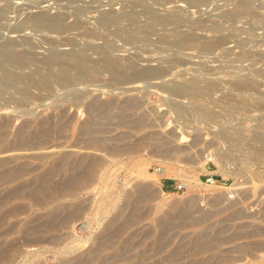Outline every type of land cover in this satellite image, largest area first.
<instances>
[{"label":"rangeland","instance_id":"1","mask_svg":"<svg viewBox=\"0 0 264 264\" xmlns=\"http://www.w3.org/2000/svg\"><path fill=\"white\" fill-rule=\"evenodd\" d=\"M0 9L7 11L0 42L15 41V51L32 50L37 60L23 73L42 67L55 49L97 61L99 49L110 47L139 67L165 65L168 85L196 79L201 88L216 87L169 98L156 89L160 79L156 86L122 85L102 72L69 89V101L56 84L50 95L31 89L28 99L8 102L0 109V123L10 121L0 128V264H264V150L257 137H264V0H0ZM150 12L170 19L155 22ZM39 13L61 16L70 28L12 29ZM103 13L121 16L120 26L136 39L100 25ZM183 34L193 41L177 49ZM240 79L251 85L240 88ZM93 102L111 104L108 113L96 117ZM173 104L185 111L178 116ZM92 120L95 137L115 152L73 146ZM211 153L221 155L218 163L207 160ZM63 156L68 163L51 174L54 185L72 184L80 161L102 164L90 185L37 203L36 177ZM183 175L199 182L188 187Z\"/></svg>","mask_w":264,"mask_h":264},{"label":"bare ground","instance_id":"2","mask_svg":"<svg viewBox=\"0 0 264 264\" xmlns=\"http://www.w3.org/2000/svg\"><path fill=\"white\" fill-rule=\"evenodd\" d=\"M74 2H76V1H74ZM243 6H244V4H243ZM6 12L7 11L5 9H0V18L4 17ZM150 13H152V19L155 22H159L161 24L168 23V21L170 19L169 17H165V16L160 17L158 15H155L156 13L153 14V12H150ZM127 18L130 21L134 22L133 15H129ZM121 19H122L121 16L116 15L114 13H103L100 16L98 23L102 26L108 25V24H111V25L114 24L115 26L117 25L118 30L121 31L122 35H124V38L127 40V42L128 41H134L136 39L135 33H133L132 31H129V29H131V28L127 29L125 27H121L120 26ZM26 26L41 28V29L47 30L49 32H62V31H66L70 28L64 24V18L61 16H48L44 13H39V14L35 15L34 17L30 18L29 20L22 22V23L16 25L15 27H12V29L18 30V29L24 28ZM77 26H79L78 23H75L72 25V27H77ZM145 34H146V31H144L143 35H145ZM192 35L193 34L181 35L179 38H177V40L174 41V46H176L177 49H182L183 47L188 46L193 41ZM15 45H16L15 41H12V40H4V41L0 42V109H2V110H3V107L5 108V106L7 105L8 102L10 103V101L12 104L14 101H18V102L20 101L21 102L23 99H26V98L28 99L30 94H31L30 93L31 89L38 90L39 92L45 91L46 93H48L50 95L49 92L53 89V86H55L57 84L60 87L61 91H63V94H65V96H66V93L69 89L70 90L75 89L76 85H78V84L81 86L80 83H83V85H86L84 83H87L89 85L92 81L93 76L100 75L102 72L109 73L110 74L109 76H111L115 81L119 82L122 85H125V84L127 85L129 83H134V82H140L139 84H137V83H134V84L141 85V83H142L141 81H145V82L151 81L152 82V80H153L152 83H154L155 79L156 80L160 79L161 83L160 84L158 83L159 85H157L156 89H158L160 91H164L165 93H167L169 98L173 97V96L179 97V98H184L186 96H189L190 98H195L197 96H200V95H203L206 93H210L213 90H215V88H216L214 83H207L204 88H201L198 85V81L196 79H192L188 82L184 81L182 83L179 82V83H173L171 85H168V84H166V82L165 83L163 82V78L165 77V75L167 73V68L165 67V65L161 64L158 66L151 67V65L149 64L150 66L139 67L138 64H136V62L130 63L127 60H125L126 58H120V57L114 56L112 53V50L109 49L110 47L99 49L98 54H99L100 58L97 61L90 60V59L86 58L84 51L83 52L71 51L68 53H60V52L56 51V49L54 48L55 52H51V54L49 53L48 56H45L44 58H42L41 62H42L43 66L41 67L39 65L41 68L37 67L36 69H32V70H30V68H29V70H30L29 73H25V72L23 73L22 70L25 67L29 66L31 64V62L37 61V60H35V55L31 52L32 50L18 53L17 50L15 51ZM211 46H212V44H206V45H204V48L210 49ZM54 49H53V51H54ZM72 71H74L73 74L71 73ZM160 80H158V81H160ZM17 84L22 85V87L18 88L16 86ZM237 85L239 87L240 86L248 87L251 85V82H249L248 80H241L240 79L237 81ZM155 86H156V84H155ZM238 86H236V87H238ZM62 89H64V90H62ZM77 89H75V90H77ZM8 91H12V92L9 93ZM64 91H65V93H64ZM7 92L9 93V95H8V97L4 98L3 94L7 93ZM78 92H76V91L73 92V94H75V97L80 98V99H81V97L83 98V94H80ZM70 93H72V92H70ZM67 94H69V93H67ZM65 96H63L61 98H64L65 100H67L68 95L66 96V98H65ZM205 96H207V95H205ZM71 97H74V95H71ZM72 99H74V98H72ZM58 100L60 103L61 99H58ZM65 100L63 103H66ZM69 100H67V101H69ZM16 103L17 102H14L13 104H16ZM56 103H58V101ZM11 104H10V106L13 105V104L12 105ZM113 104L114 103H112V106H113ZM109 105H111V104H104V103L99 104L97 102H93L89 106H92L91 112L94 111L96 113L95 116L97 117L98 115H101V114H107L108 110L110 108ZM75 106H77V105H75ZM171 107H172V110L174 109V111H176L178 113V116L181 115L185 111V109L180 105H174L173 104V105H171ZM186 114H188V113H186ZM101 116H103V115H101ZM9 122H10L9 120L3 121L2 123H0V128L7 126L9 124ZM141 122H142V120H141ZM141 122L136 121L135 125L140 124V126H141ZM97 132H100V131H97L94 120L87 122V123L85 122L82 125L81 132H80L81 136H84L85 138L78 139L77 142H75V144L73 146L78 147V148H83V149L95 150V151L100 150L101 148H103L104 145H101V140H100L101 138L99 139L98 137H95L94 134H96ZM257 137H258V139H260L262 141L263 145L261 147L264 150V137L263 136H257ZM184 138H185L184 135H182L180 137V141H182ZM143 140H145V137ZM103 143H104V141H103ZM108 145H109V143H108ZM104 149L107 150L108 152H115L117 150V148L113 147V145L112 146L109 145V147L104 146ZM181 149L182 148H179V147H173L171 149V147H170L169 150H170V153H176V152L181 151ZM3 151L5 152L6 150H2L0 152H3ZM206 156H207V154H206ZM220 157H221V155H219V153H215V154L211 153V154H209V158L208 157H206V158H207V160L210 159L209 161H211V160L217 161V163H218V161H220ZM67 163H68V156H63L61 158H58L54 162V164L50 170H48V171H46L40 175L38 174V176L35 179V182H38L37 191L41 193L40 195H42L43 199L38 200L39 202L37 201V203H42L43 201L48 202L49 200H52L53 198L64 197L66 195H69V194L73 193L76 190V188H78L80 185H84V187L86 185H90L95 178L97 167L102 164V160L100 158H91L86 163H84V160L80 161L79 162L80 163V165H79L80 173L77 175L76 178L73 179L74 182L72 184H67L69 179H66V180L63 179V183H61V185L59 183H58V185L52 184L49 181L51 174H53V172L56 169L64 168V166ZM156 172H157V174H159V176H163L165 174V170H162V169H157ZM5 176H7V175H5ZM181 179L186 186L191 187V188L195 187V184H197L199 182L198 179L190 178V177H187L186 175L181 176ZM192 179H193V181H191ZM141 192L143 193V191H141ZM145 193H146V191L144 192V194ZM145 196L146 195H144V198H146ZM65 220H66V218H65ZM64 222L65 221L61 219L60 222H58V223L64 224ZM109 229L110 228H108V230Z\"/></svg>","mask_w":264,"mask_h":264},{"label":"built area","instance_id":"3","mask_svg":"<svg viewBox=\"0 0 264 264\" xmlns=\"http://www.w3.org/2000/svg\"><path fill=\"white\" fill-rule=\"evenodd\" d=\"M207 182H209V183H212V179H207ZM182 189V186H177V190H181Z\"/></svg>","mask_w":264,"mask_h":264}]
</instances>
